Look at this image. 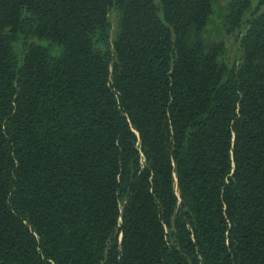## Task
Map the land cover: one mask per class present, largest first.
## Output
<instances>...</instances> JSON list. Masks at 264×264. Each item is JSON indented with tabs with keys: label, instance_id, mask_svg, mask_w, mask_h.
I'll list each match as a JSON object with an SVG mask.
<instances>
[{
	"label": "trees",
	"instance_id": "trees-1",
	"mask_svg": "<svg viewBox=\"0 0 264 264\" xmlns=\"http://www.w3.org/2000/svg\"><path fill=\"white\" fill-rule=\"evenodd\" d=\"M0 0V264H264V0Z\"/></svg>",
	"mask_w": 264,
	"mask_h": 264
},
{
	"label": "rangeland",
	"instance_id": "rangeland-1",
	"mask_svg": "<svg viewBox=\"0 0 264 264\" xmlns=\"http://www.w3.org/2000/svg\"><path fill=\"white\" fill-rule=\"evenodd\" d=\"M230 0H217V12L216 15L213 18V21L211 25L208 28V38L210 40H215L218 39L216 38V35L219 34L222 38H224L227 49L229 51V55L232 59H235L236 56L239 54L238 49H239V44L237 43L238 41V36L237 34H226L225 32H222L221 28L223 26V18H224V13H225V8Z\"/></svg>",
	"mask_w": 264,
	"mask_h": 264
}]
</instances>
